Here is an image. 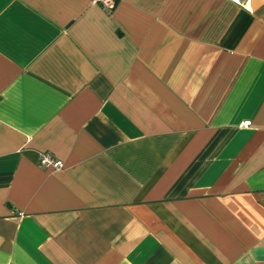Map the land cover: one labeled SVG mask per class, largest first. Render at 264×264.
Segmentation results:
<instances>
[{"label":"crops","instance_id":"1","mask_svg":"<svg viewBox=\"0 0 264 264\" xmlns=\"http://www.w3.org/2000/svg\"><path fill=\"white\" fill-rule=\"evenodd\" d=\"M0 264H264V0H0Z\"/></svg>","mask_w":264,"mask_h":264},{"label":"built area","instance_id":"2","mask_svg":"<svg viewBox=\"0 0 264 264\" xmlns=\"http://www.w3.org/2000/svg\"><path fill=\"white\" fill-rule=\"evenodd\" d=\"M93 4H100L104 9H113L116 0H91ZM250 124L249 120L243 122V126H248ZM38 162L40 166L51 167L52 169H59L63 166L62 160L54 158L47 152H41L38 157Z\"/></svg>","mask_w":264,"mask_h":264},{"label":"bare ground","instance_id":"3","mask_svg":"<svg viewBox=\"0 0 264 264\" xmlns=\"http://www.w3.org/2000/svg\"><path fill=\"white\" fill-rule=\"evenodd\" d=\"M253 4V3H252ZM250 7V6H249Z\"/></svg>","mask_w":264,"mask_h":264}]
</instances>
